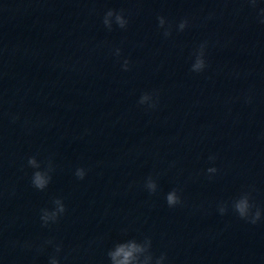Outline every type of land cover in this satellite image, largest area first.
<instances>
[{"label": "clouds", "instance_id": "obj_1", "mask_svg": "<svg viewBox=\"0 0 264 264\" xmlns=\"http://www.w3.org/2000/svg\"><path fill=\"white\" fill-rule=\"evenodd\" d=\"M255 13L257 19L261 23H264V7L258 6V0H244ZM158 27L163 29V36L165 38L171 36L172 25L163 16L157 17ZM102 23L109 31L113 28V23L120 29H126L128 26V19L126 18L123 10L108 9L102 19ZM187 27H189V20L187 18L181 19L176 25V29L179 32H183ZM206 48L207 41L202 42L193 52V62L190 67V71L196 74L202 73L207 68L206 60ZM114 55L119 57L121 55V49L116 48L114 50ZM130 67V61L124 59L121 68L123 71H128ZM159 102V95L157 92H145L143 93L138 104L141 106H146L148 109H156ZM210 160H215L214 156L209 157ZM27 164L29 167L36 169L32 174L31 183L37 190H45L49 183L51 182V172L54 170L52 161L49 160L45 168L42 169L41 162L37 160L35 156H30L27 159ZM207 173L215 174L218 169L216 167L207 168ZM75 176L79 180H83L87 174L85 168L79 167L75 170ZM144 188L148 191L150 195H154L158 191V183L152 177L149 176L144 181ZM165 200L167 205L175 207L182 203L181 196L179 195L178 189H172L169 191ZM53 207L51 209L44 208L41 209L40 219L43 226H48L49 224H54L58 219L66 212V206L61 198H55L52 201ZM228 202H221L219 205V212L221 215L228 211ZM232 210L239 216L240 219L245 220L248 223L255 225L261 220L262 210L257 207L251 200V193L248 191L242 192L239 197L231 202ZM48 244H52V241H47ZM152 240L150 237H145L142 241L136 239H128L121 242H116L111 249L107 252V257L109 259V264H164L166 260V254H161L160 256H155L152 252ZM56 253L61 251L60 245H55ZM49 264H60L57 256H52L49 260Z\"/></svg>", "mask_w": 264, "mask_h": 264}]
</instances>
